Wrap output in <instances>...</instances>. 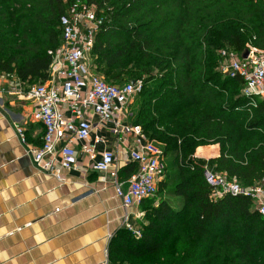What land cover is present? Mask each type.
Here are the masks:
<instances>
[{
	"label": "trees",
	"instance_id": "obj_1",
	"mask_svg": "<svg viewBox=\"0 0 264 264\" xmlns=\"http://www.w3.org/2000/svg\"><path fill=\"white\" fill-rule=\"evenodd\" d=\"M90 6L103 20L90 57L96 73L113 86L142 83L133 125L174 168L141 201L139 235L122 228L112 236L108 264H264V217L254 202L214 197L204 177L207 168L243 188L264 179V101L215 71L212 46L218 34L234 52L248 43L264 51V0H0V73L45 83L48 52L62 43L60 18ZM211 145L218 157L194 156L215 155ZM136 170L131 163L118 176ZM164 190L181 205L160 197Z\"/></svg>",
	"mask_w": 264,
	"mask_h": 264
},
{
	"label": "built area",
	"instance_id": "obj_2",
	"mask_svg": "<svg viewBox=\"0 0 264 264\" xmlns=\"http://www.w3.org/2000/svg\"><path fill=\"white\" fill-rule=\"evenodd\" d=\"M102 22L94 6L68 9L60 18L61 46L55 52H48L52 61L48 70L49 79L33 85L19 81L20 89L1 90L10 97L30 103L31 120L43 128L41 146L35 147L27 142L23 124L16 123L13 128L33 163L58 181H63V171L77 168L78 156L87 158L90 169L96 173H107L114 167L112 152L105 151L99 160L96 158L95 145L102 143L101 139H95L94 144L89 143L93 116H97L102 124L112 123L114 134L120 135L127 130L136 136L139 139L138 149L130 150L128 155L137 165V172L127 180L126 187L116 183L114 188L115 197L122 207L129 208L156 196L159 184L164 179L162 153L142 134L139 127L122 126L126 106L130 98L141 91L142 83L109 85L96 73L91 63V50ZM245 50L248 56L243 59ZM245 50L240 52V56L228 53L233 50L223 51L222 58L228 61V65L223 66L222 73L229 78L242 80L243 96L264 101V51L250 44L246 45ZM12 77L0 73V80H10ZM15 137L18 139L16 134ZM58 144L61 147L56 150ZM194 156L199 158L196 154ZM38 167L39 172L45 173ZM204 177L213 188L212 196L229 194L248 197L254 202L257 213L264 217V179L255 186L243 188L235 179H227L224 174L213 173L207 168ZM129 230L139 235V230Z\"/></svg>",
	"mask_w": 264,
	"mask_h": 264
},
{
	"label": "crops",
	"instance_id": "obj_3",
	"mask_svg": "<svg viewBox=\"0 0 264 264\" xmlns=\"http://www.w3.org/2000/svg\"><path fill=\"white\" fill-rule=\"evenodd\" d=\"M18 88L15 75L0 80V110L12 126L23 124L27 142L39 147L43 128L31 120L30 103L1 90ZM122 118L126 128L125 112ZM8 119L0 112V264H108L112 236L122 228L138 230L142 219L139 205L123 208L114 192L116 183L126 187L118 172L133 163L128 152L138 149L139 139L127 130L114 134L112 123L102 124L93 116L89 143L101 139L96 158L112 152L114 167L96 173L87 158L78 156L77 168L63 171L61 182L32 164ZM218 155L219 147L202 159Z\"/></svg>",
	"mask_w": 264,
	"mask_h": 264
},
{
	"label": "rangeland",
	"instance_id": "obj_4",
	"mask_svg": "<svg viewBox=\"0 0 264 264\" xmlns=\"http://www.w3.org/2000/svg\"><path fill=\"white\" fill-rule=\"evenodd\" d=\"M1 8L4 9V10L7 9L4 6H2ZM215 39L216 40L214 41V44L212 45L213 48H214L215 54L218 57V63H217V67H216L215 71L218 72V74H220L222 76L223 75V73H222L223 66L224 65H228V61L224 60L222 58V52L223 51H228L230 49H228V48H226L224 46H221V44L219 43V40H218V34H215ZM228 53H233L235 56H240L241 55V53H237V52H228ZM139 107H140V99H139V97L137 95H135L132 98H130V100L128 102V105L126 106V111H125L126 119H127V122H128V126H127L128 128L129 127H135L133 125V118H134L135 114L138 112ZM170 127H171V125H170ZM155 145L159 149V151L162 153L161 164H162L164 170L167 169V172L168 171L169 172L173 171L174 168L172 166V164H173L172 163V159L170 157L163 158L162 146L160 144H155ZM215 146H217V145H215ZM159 194H160L159 195L160 197L167 198L168 200H170L174 207H179L181 205V200L180 199H178L177 197H172L170 195H167L165 193V190H164L163 193L160 192ZM140 224L141 223H139V228H140Z\"/></svg>",
	"mask_w": 264,
	"mask_h": 264
},
{
	"label": "water",
	"instance_id": "obj_5",
	"mask_svg": "<svg viewBox=\"0 0 264 264\" xmlns=\"http://www.w3.org/2000/svg\"><path fill=\"white\" fill-rule=\"evenodd\" d=\"M247 56H248V51L247 50H245L244 51V53L242 54V58L243 59H246L247 58ZM0 112L8 119V117L0 110ZM8 121H9V119H8ZM9 123H10V125H11V127L13 128V126H12V124H11V122L9 121ZM13 130H14V132H15V134H16V136L18 137V139H19V141H20V138H19V136L17 135V133H16V131H15V129L13 128ZM20 143H21V141H20ZM22 144V143H21ZM22 146L25 148V146L22 144ZM25 150L27 151V153H28V155H29V157H30V159H31V161H32V158H31V156H30V153L28 152V150L25 148ZM32 164L33 165H35L34 163H33V161H32ZM36 166V165H35ZM36 167H38V166H36ZM40 170H42L43 172H45V173H47L46 171H44L43 169H41L40 167H38Z\"/></svg>",
	"mask_w": 264,
	"mask_h": 264
}]
</instances>
